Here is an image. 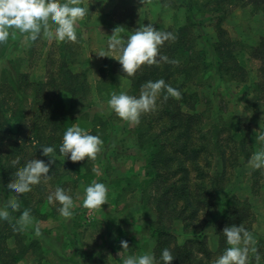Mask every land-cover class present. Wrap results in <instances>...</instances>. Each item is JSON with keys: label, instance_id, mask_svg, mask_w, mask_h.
Masks as SVG:
<instances>
[{"label": "trees", "instance_id": "trees-1", "mask_svg": "<svg viewBox=\"0 0 264 264\" xmlns=\"http://www.w3.org/2000/svg\"><path fill=\"white\" fill-rule=\"evenodd\" d=\"M246 5L253 10L264 9V0H184L180 3L168 0L164 6L185 11L183 23L164 24L156 19L141 24L151 23L175 35L176 39L165 41L159 51L176 63L161 61L142 65L132 77L125 76L119 62L111 57L105 58L100 67L96 95L116 93L113 91L115 74L128 78L126 92L129 95H139L142 84L161 78L181 91L180 99L169 96L166 100L162 92L156 109L143 113L138 124L124 131L131 135L133 146L142 152L137 158L143 161V178L146 179L138 188L141 204L156 216L149 233L137 240L132 254L137 255L145 241L151 240L154 245L150 251L157 259L162 249L171 251L174 259L169 264H212L227 246L222 233L225 226L250 228L249 208L233 195L222 216L210 221L209 226L218 235V246L215 250L208 247V236L203 232L207 214L218 208L217 193L228 184L233 169L248 162L252 140L241 129L239 120L230 117L211 121L209 110L213 100L208 97L203 103L197 92L199 88H210L218 82L228 86L246 82L258 90V109L264 103V34L256 44L248 47L251 56L260 62L256 74L252 75L238 63L234 42L221 27L230 9ZM137 16L134 5H118L111 13L113 24L123 29L121 35L125 37L141 25ZM197 16L200 17L196 21ZM205 23L213 32L208 39L193 29L205 27ZM10 36V41L0 44V197L7 205L14 195L18 196L20 208L9 210L11 220L0 227V264H19L26 253L42 256L40 242L27 237L17 224L24 209H29L30 215L38 219L55 217L59 205L49 204L47 196L57 186L68 191L75 201L79 192L96 178V158L87 160L85 157L73 162L59 155L58 146L70 124L78 123L91 134L98 135L103 141L100 152L108 148L114 153L120 151L111 139L116 128L112 126L111 115L115 113L110 110L91 112L94 97L87 70L78 65V42L53 40L50 45L40 46L36 56L32 55L36 52V43L29 45L27 66L45 54V77L39 80L33 79L25 66L22 68L26 57L15 53L17 47L26 43L20 42L17 33ZM199 104L204 105L202 111L196 109ZM41 145L56 148L52 157L55 161L49 166L50 179L32 186L27 193L9 192L7 186L28 159L48 161V157L41 155ZM17 159L20 164L14 168L12 164ZM119 179L125 180V184L115 194V200H119L121 191L131 184L130 177L124 173L114 180L117 186ZM96 180L102 179L97 176ZM180 223L182 234L186 235L182 241L172 231ZM9 240L12 246L7 243ZM112 249L117 250L116 247ZM107 261L101 255L94 263L108 264Z\"/></svg>", "mask_w": 264, "mask_h": 264}, {"label": "rangeland", "instance_id": "rangeland-1", "mask_svg": "<svg viewBox=\"0 0 264 264\" xmlns=\"http://www.w3.org/2000/svg\"><path fill=\"white\" fill-rule=\"evenodd\" d=\"M167 1L80 0L83 6L88 5L89 13L79 21L76 56L79 59L78 65L84 66L83 68L87 70L91 94L94 97L92 113L94 111L106 113L109 111L107 101L111 94L96 95L95 89L96 81L100 77V67L103 65L104 59L109 57H99L95 52L105 46L106 35H111L112 30L116 27L111 18L113 9L118 5H134L140 24L156 19L161 20L164 24L183 23L186 18L185 11L164 6ZM173 1L180 3L184 0ZM263 10V8L253 10L249 5L236 6L228 11L227 16L221 22V27L227 32L228 38L234 42V52L238 63L252 75L256 74L260 62L258 58L251 56L248 47L256 44L259 37L264 34ZM199 17L197 16L196 21ZM193 29L195 33H201L207 39L213 34L212 27L207 23H205V27H193ZM17 34L19 33L17 32ZM19 36L20 42L24 41L20 34ZM11 37L8 41L11 40ZM52 41L44 38L39 39L36 42V52L32 55H38V48L50 45ZM44 52L45 50H43ZM15 53L26 57L22 68L25 66L33 79H44L45 54L42 59L38 58L32 61L30 66H27V57L30 56L29 45L17 47ZM78 65L76 64V66ZM113 83V91L116 93L126 92L129 88V80L123 75L115 74ZM197 92L203 103L208 97L213 100V107L209 110L211 121L216 122L219 119L230 117L239 120L241 129L246 131L252 140L250 145L252 154L261 149L262 145L256 140V135L258 130H264V103H261L262 105L258 109V90L254 86L246 82L230 86L218 82L210 88H199ZM197 108L202 111L204 105L199 104ZM111 117L112 126L116 127L111 135L112 144L116 145L120 151L114 153V151H110L111 148H108L104 153L99 152L94 163L96 169L94 180L99 176L102 179L101 182L108 187L107 202L101 205V209L84 208L82 207L83 190L79 192L74 201V215L67 222L59 213L55 217L47 219L32 217V224L24 227L23 231L27 237L40 242L42 256L26 253L20 259L19 264H95L94 260L101 258V255L108 260V264H122L126 255H135L131 253V250L135 248L137 240L149 233L156 216L150 209L143 207L142 201H140L138 188L144 184V181L146 182V179L143 178V161L137 159L142 152L137 146H133L131 135L124 133L126 129L134 127V124L121 120L116 115H111ZM122 173L130 177L131 184L127 190L121 191L122 195L119 196V200H115V194L125 184V180L119 179L118 186L115 185L114 180ZM258 185H260L259 189ZM133 186L137 188L133 189ZM233 195L242 200L240 203L250 210L248 231L255 238L256 252H249L248 264H264V169L253 170L248 163L235 167L228 184L217 193L216 200L219 202V206L208 212V221L204 223L203 232L207 233L208 247L215 250L218 246V235L209 226L210 221L222 216ZM4 206L3 198L0 197V209H3ZM9 220H11V216ZM3 224L4 222H0V227ZM36 226L40 228V236L34 235L33 229ZM181 228L182 224L180 223L172 229L175 234L179 235V241H182L186 236L182 234ZM121 240L128 243L129 248L125 251L118 249L120 245H114ZM7 243L10 246L13 245L12 240ZM153 245L154 241H145L144 247L138 251L137 255L149 251ZM115 247L117 250L112 249ZM257 255L259 259L256 258Z\"/></svg>", "mask_w": 264, "mask_h": 264}, {"label": "clouds", "instance_id": "clouds-1", "mask_svg": "<svg viewBox=\"0 0 264 264\" xmlns=\"http://www.w3.org/2000/svg\"><path fill=\"white\" fill-rule=\"evenodd\" d=\"M106 2V0H104ZM89 13L88 5L83 6L80 0H0V44L8 41L10 35L17 32L27 45L35 44L39 39L56 42H78L79 21ZM120 26L106 35L105 46L100 47L96 53L99 57H111L117 60L121 70L127 77H132L142 65L159 64L161 61H170L166 55L160 53V46L165 41L175 40L173 33L161 31L153 24H141L135 31L126 37L121 35ZM163 92L166 100L169 96L181 98V91L167 84L164 79L148 80L142 84L139 95H129L127 92L111 94L107 106L121 120L132 124L140 122L143 113L154 111L157 99ZM256 140L261 143L260 150L254 152L248 160L253 170L264 169V130H258ZM103 141L98 135H93L78 123H72L63 132L62 142L58 146L59 155L70 161L77 162L87 157L95 160L101 151ZM41 155L48 157V161L40 159L27 160L24 166L15 173L13 182L7 186L9 192L23 194L31 191L32 186L42 180L50 179L49 166L55 160L56 148L53 145H41ZM20 160L13 162L17 167ZM108 200V187L105 183L93 180L84 188L82 207L97 210ZM49 204H58L59 215L65 222L74 215V199L64 188L57 186L54 192L47 196ZM20 208L19 197L14 195L11 201L0 209V222L10 219V211ZM17 224L27 227L32 224L29 209H24L19 216ZM35 236H40L39 226L33 229ZM226 247L212 264H248L249 252H256V241L253 235L243 225H229L222 229ZM121 249L127 250L128 243L120 241ZM259 259L258 255L256 257ZM174 259L168 248L160 252L159 259L152 251H145L139 255H126L122 264H169Z\"/></svg>", "mask_w": 264, "mask_h": 264}]
</instances>
